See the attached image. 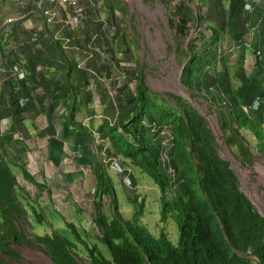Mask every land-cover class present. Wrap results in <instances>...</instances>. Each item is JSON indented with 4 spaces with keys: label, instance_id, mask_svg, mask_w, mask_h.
Returning a JSON list of instances; mask_svg holds the SVG:
<instances>
[{
    "label": "trees",
    "instance_id": "16d2710c",
    "mask_svg": "<svg viewBox=\"0 0 264 264\" xmlns=\"http://www.w3.org/2000/svg\"><path fill=\"white\" fill-rule=\"evenodd\" d=\"M249 1L256 0H190L195 3L194 8L181 2L170 18L179 41L189 35L192 24H197L203 31L197 33V39L193 38L189 50L181 43L178 45L177 52L187 58L182 85L190 90L191 97L201 95L220 111L215 115L217 120L220 115L222 142L228 150L236 149L237 159L246 165L251 164V153L247 152V140L240 130L255 135L254 145L257 146L260 142L257 135L264 136V126L257 119L261 115L252 117L249 106L243 108L238 101L234 107H226L223 111L225 107L209 96L211 84L208 85L209 94H202L205 91L202 82L206 76L209 81L213 79L208 73L218 75L211 71H216L220 57L223 63L224 57L232 51L233 44L229 52L217 57L220 35L223 32L231 44L232 21L244 14V5ZM248 12H245V24L248 23ZM203 29L209 35L206 36ZM57 44L62 53L60 42ZM243 62L245 74V60ZM223 67L226 77L229 75L226 60ZM107 74L113 73L108 69ZM134 78L131 80L128 76L126 83L114 92L116 99L112 101L121 115L114 126L99 128L98 135L103 140L99 150H104L107 158L118 157L124 166L138 168L140 173L153 180L161 195L179 188L178 194L182 196L175 197L172 202L162 201L164 218L169 214H177L180 218L178 245H172L162 234L153 236L138 225L136 222L142 211L137 210L131 222L125 220L115 206L112 217L99 212L94 218V224L100 230V245L107 248L110 258L99 244L84 241L73 223L68 227L75 231L76 243L61 235L52 224L50 234L30 237L24 224L28 221L37 223V227L46 226V214L41 205L29 210L27 206L33 202L32 198L21 188L17 175L0 153V264L21 260L18 248L36 244L43 247L54 264H80V256L75 252L78 248L87 253L90 264H264V217L242 191L230 163L220 156L217 138L207 120L182 97L151 92L144 85L141 73H136ZM129 82L134 83L132 89ZM217 84L214 81L212 85ZM225 90H230V86ZM147 119L155 123V131L170 130L171 148L169 144L164 147L160 143L159 133L153 134L146 126ZM24 176L27 178L28 174L25 172ZM97 180V194L111 195L113 189L101 163L97 164Z\"/></svg>",
    "mask_w": 264,
    "mask_h": 264
},
{
    "label": "crops",
    "instance_id": "0c3cea01",
    "mask_svg": "<svg viewBox=\"0 0 264 264\" xmlns=\"http://www.w3.org/2000/svg\"><path fill=\"white\" fill-rule=\"evenodd\" d=\"M31 3L35 1L0 0V28L4 25L0 35V153L23 188L43 206L44 202L54 209L63 204V209L70 214L69 218L66 214L67 218L73 220L76 209L64 197L75 192L78 201H87L85 216L92 223L100 212L94 198L90 197L94 204L88 199L90 190L98 186L97 164L105 168L114 163L112 159L109 163L104 159L105 152L99 150L103 140L97 136L101 126H114L121 115L112 101L116 97L113 98L114 93L107 87L114 74H107L108 69L115 68L105 53V41L99 39L102 33L98 27L94 31L87 27L90 25L85 19L89 14L77 17L76 21L71 10L57 7L51 22L33 17L29 23L5 25L8 19L27 13ZM247 16L248 23L256 25L263 42L264 0L253 2ZM262 47L264 50V42ZM236 55L235 52L233 56ZM226 57L228 61L235 58ZM250 59V68L248 64L245 74L242 71L244 81L247 71L256 66H261L259 75L263 79L262 53L257 51ZM16 66L26 74L24 80L18 77ZM228 73L232 75L229 67ZM216 92L219 93L218 84L212 85L211 96L216 97ZM242 95L243 89L235 91L234 100L239 102ZM72 118L83 127H76ZM260 118L257 117L259 121ZM4 119L7 124H3ZM110 168L116 173L115 166ZM114 182L121 183L118 179ZM109 207L105 199L102 212L109 213Z\"/></svg>",
    "mask_w": 264,
    "mask_h": 264
},
{
    "label": "rangeland",
    "instance_id": "374dc122",
    "mask_svg": "<svg viewBox=\"0 0 264 264\" xmlns=\"http://www.w3.org/2000/svg\"><path fill=\"white\" fill-rule=\"evenodd\" d=\"M98 1L102 4L101 8L95 9L94 11L91 10V16L87 17L85 20L90 25L87 26L90 31H94L95 27H98V30L102 33V36L99 37V39H101L100 41H105V49L107 48L110 50V56H108L110 61L113 62L112 67L115 68L113 69L114 74L111 84L108 83L110 86H107L110 91L114 93L117 88L123 86L128 76L131 80H135V74L141 73L144 85L151 92L164 96L173 94L187 99L207 120L210 128L216 135L220 156L231 164V168L235 171L240 180L242 191L248 196L257 211L264 217V155H262L264 154V136L257 135V140L260 142L257 143L255 148L262 153L260 154L256 152L253 146V144L256 143L255 135L240 130V133L249 143L247 147L251 152V164H243L236 157L237 150H228L222 142L223 135L218 122V120L220 121V115L218 120L216 118V115H218L220 111H217L216 108L212 106L209 101L203 99L201 95L191 97L188 93L190 90H187V88L182 85L181 76L187 58L184 59V57L177 52V50H179L178 45L181 43V46H185V48L189 50V45L192 44L193 38L197 39V33L203 31H200L197 24H192V26L190 25L191 27H189V35L185 39L179 41L176 37L175 28L170 23V18H173V14H175L181 2H185L186 5L193 8L195 3L190 2V0ZM10 5H12L13 8L15 7L13 3H10ZM31 5L32 8L36 7V4L31 3ZM194 11L197 15V10L195 9ZM204 12L205 7L202 8V13ZM245 17L246 13L239 17L237 16L232 21L231 31L229 30L231 44H229V40L223 32L220 35L221 43L217 47V57L229 52L233 44V49L228 53V57H235L232 58L234 60L228 61L227 57H224L222 63V57H220L215 67L216 71H211L218 75L212 73L208 74L211 76L214 75L213 79L219 82V93L216 92V97L213 94V98L215 97L214 99L218 100L221 106L227 107L228 109L234 107L237 102V100H234V92L240 89H243V95L239 103L243 108L249 106L252 100L257 99L261 104V109L259 112L251 111V116L257 117V115L260 114L261 125L264 126V78L261 79V75H259L261 66L253 67L249 72L247 71L248 77L246 81H244L242 72L244 60L245 67L249 64L250 68L252 63L250 59L251 55L259 51L262 53V57H264V50L262 47L264 40L263 42L260 41L261 35L258 30H255L256 25L244 23ZM117 29L121 31L118 32ZM204 33L206 36L209 35L205 30ZM249 38L251 39L247 41ZM81 39L82 38H80V40ZM207 40L208 42L210 41V39ZM235 52L237 55L233 56ZM74 55L76 56V54ZM225 60L232 72V75L230 74L226 77L223 76L224 73L222 72L224 70L223 64L225 65ZM131 72L133 75H128V73ZM120 73H122V75H120ZM213 83V80L209 81L207 76L204 77L202 87L206 92L204 91L202 94H209V88ZM209 84H211L210 87L208 86ZM227 86H230V90L226 91L225 88ZM133 87L134 83L129 82V88L132 89ZM206 96L208 97L207 94ZM209 96H211V94H209ZM106 99L110 101V99ZM225 108L223 111L227 110V108ZM149 122L152 124L155 123L149 119L146 120V126L151 129L152 124ZM98 138L101 137H97V139ZM249 151L247 150L248 153ZM100 157L101 156H99V159ZM105 169H107L106 175L109 177V180H120L119 175L114 173L109 165H106ZM120 174L124 175L125 181H120V184L114 182L113 186L122 217L133 222L132 220L135 216L136 209L140 211V201L144 198L145 205L142 209V214L138 216L139 221L136 223L144 227L151 234H168L172 245L177 246L179 241L177 219L175 217L172 218L170 214L166 216V218L163 217L160 190L153 180L147 175L140 173L138 168L130 166L121 165ZM94 189L96 190L94 198L96 201L97 188L95 187ZM178 189L179 188L176 190V194L178 193ZM65 196L64 201L66 200L69 205H72L76 209V217L73 220L68 219L70 214L66 213V210L63 209V204L60 205L61 209L57 206L59 211L57 208L53 209L52 206L48 208L49 205L43 202L44 206L42 208L47 217L45 223L47 227L40 226L41 228H39L37 227V223L33 224L27 221L24 224V228L28 235L34 237L36 234H50V226L52 224L61 235L68 238L71 242L76 243V233L73 229L68 227L70 222H74L76 230L80 233L83 231L82 223L86 227L85 230L90 229L87 235L82 232V239L87 238L89 240L93 239L94 241H98L100 236L99 231L96 228L95 232L91 230V224H89L87 217L84 215L85 210L89 207L87 201H78L75 192L68 193ZM89 198L90 195L88 196V199ZM33 206L39 208V205L30 202L29 210H33ZM84 221L87 222L88 225H86ZM100 247L106 257L110 258L107 248L104 246ZM18 252L21 254L22 259L11 261L12 264H54L50 256L40 245L36 244L30 247H20L18 248ZM77 253L80 256V264H90L85 251L82 250L80 252L78 250Z\"/></svg>",
    "mask_w": 264,
    "mask_h": 264
},
{
    "label": "clouds",
    "instance_id": "9594fccd",
    "mask_svg": "<svg viewBox=\"0 0 264 264\" xmlns=\"http://www.w3.org/2000/svg\"><path fill=\"white\" fill-rule=\"evenodd\" d=\"M27 2H29V1H33V0H26ZM35 1V3L34 4H36V0H34ZM95 2H99L98 0H95ZM101 3V2H100ZM102 5V4H101ZM88 6V5H87ZM101 8V7H100ZM32 9V7L30 8V10ZM95 9H98V8H96V7H90V6H88L87 7V9L85 10V13L84 14H89V15H91V10L92 11H94ZM253 9V2L252 1H249V2H247V3H245V5H244V10L245 11H251ZM83 14V15H84ZM82 15V16H83ZM82 16H80V17H82ZM17 18V17H16ZM9 20V19H8ZM7 20V21H8ZM7 23V22H6ZM9 24V23H8ZM1 35V34H0ZM105 53L106 54H108L109 56H110V50H106L105 51ZM109 62V60H107V63ZM22 72V71H21ZM112 72H114V71H112ZM18 73V72H17ZM24 73V72H23ZM24 75H25V78H26V74L24 73ZM120 75H122V73H120ZM18 77H19V75H18ZM121 77V76H120ZM20 78V77H19ZM25 78H20L21 80H24ZM183 98V97H182ZM183 99H185V98H183ZM186 101H188L187 99H185ZM189 102V101H188ZM261 107V105H260V103H259V101L257 100V99H254V100H252L251 101V103L249 104V107H248V109L250 110V111H256L258 108H260ZM197 110V109H196ZM198 111V110H197ZM199 112V111H198ZM71 115H72V111H71ZM75 119V118H74ZM73 121V120H72ZM75 122L76 121H74V124H75ZM8 123V121L6 120V119H4L3 120V124H7ZM151 131L152 132H154V133H156V132H158L159 133V136L162 138V139H164V142H163V146L165 147V145H166V143L167 144H169L170 145V148L172 147V134H171V132H170V130L169 129H167V128H163V129H161V130H159V131H155V128H154V125L152 124V128H151ZM213 131V130H212ZM214 132V131H213ZM215 134V133H214ZM164 137H163V136ZM222 135H223V133H222ZM216 136V135H215ZM98 137V136H97ZM100 137V136H99ZM93 138V137H92ZM93 140H95L94 138H93ZM95 143L96 142H92V144L93 145H95ZM217 144H218V142H217ZM247 144H249L248 142L247 143H245V146L247 147ZM255 144V143H254ZM253 144V146H254V148H255V145ZM101 145V144H100ZM226 147V146H225ZM105 148H107V147H105ZM248 148V147H247ZM218 149H219V146H218ZM249 150V149H248ZM255 150H256V148H255ZM104 151V150H103ZM105 152V151H104ZM250 152V151H249ZM256 152H258V153H260V154H262L260 151H258V150H256ZM251 153V152H250ZM262 155H264V154H262ZM102 157H103V153H102V155H101ZM104 159H107L108 160V163H109V160L110 159H112V160H114V163L112 164V165H110L109 164V167L111 166L112 168H113V166H115V168H116V170H115V172H116V174L117 175H119V178H120V181L121 182H124L125 181V178H124V175H121L120 174V167H121V161H120V159L118 158V157H109V158H107L106 156H105V158ZM226 161V160H225ZM240 161V160H239ZM228 162V161H227ZM101 165H103V164H101ZM231 165V164H230ZM131 167V166H130ZM233 170V169H232ZM103 171H105V174H106V172H107V169H105L104 167H103ZM234 171V170H233ZM235 172V171H234ZM236 174V173H235ZM237 175V174H236ZM108 177V176H107ZM238 177V176H237ZM109 178V177H108ZM25 179H29V176H27V178H25ZM240 181V180H239ZM110 183H111V187H112V192H110V194L111 195H104V196H100V195H98L97 194V200L95 201V204L97 205V204H99L98 205V207L100 208L99 210H100V213H102V214H104L106 217H108V218H110V217H112L113 216V213H114V206L117 208V210L119 211V213H120V209H119V206H118V201H117V197H116V193H115V191H114V186H113V181L112 180H110ZM20 185H21V182H20ZM21 188L22 189H24L25 190V193L29 196V198H32V201L34 202V203H36L37 205H41V206H43L35 197H33V195L29 192V190H27L26 188H23V186L21 185ZM95 187H93L91 190H90V193H89V195H90V197H93V198H95V194H96V190L94 189ZM97 188V190H98V186L96 187ZM179 192V191H178ZM92 194V195H91ZM245 194V193H244ZM94 195V196H93ZM246 195V194H245ZM179 196H182L181 194H176V191L175 190H167L166 191V193L164 194V195H161V193H160V200L161 201H163V199L166 201V202H172L173 201V199L175 198V197H179ZM247 196V195H246ZM248 197V196H247ZM106 199V201H108V204L110 205V207H109V213H106V212H102V207H103V202H104V200ZM35 200V201H34ZM250 200V199H249ZM89 201H92V203L94 204V201L91 199V198H89ZM141 203V206H139V207H143L144 208V205H145V199L144 198H142L141 199V201H140ZM253 204V203H252ZM28 208H29V206H27ZM138 209H136V211H137ZM140 211H142V210H140ZM87 212H86V210H85V213H84V215L86 214ZM99 214V213H98ZM121 214V213H120ZM121 216H122V214H121ZM168 216V215H167ZM86 217V216H85ZM171 217L173 218V217H175L176 219H177V222H179V220H180V218H179V216L177 215V214H175V215H171ZM95 218V217H94ZM94 218L92 219L93 220V222L91 223V221H89V224H91V230L93 231V232H95V228L99 231V233H100V230L97 228V226L94 224ZM126 220V219H125ZM85 222V221H84ZM86 223V225H88L87 224V222H85ZM74 224V223H73ZM39 226H41V225H39ZM177 227H178V231H179V226H178V224H177ZM39 228H41V227H39ZM46 229V228H45ZM86 229V227L82 224V232H84V234H86L87 235V233L90 231V229L89 230H85ZM47 230V229H46ZM82 232H81V236L83 237V235H82ZM161 234L162 235H164V236H166L167 237V239L170 241V239H169V237H168V234H165V233H160V234H152L153 236H161ZM39 235V234H38ZM40 235H44V234H40ZM92 238V237H91ZM84 241H87L89 244H92V243H97V244H99V246H101L100 244V242H99V240L98 241H94L93 239H87V238H85L84 239ZM171 242V241H170ZM81 246V245H80ZM78 250H79V248H78ZM77 250V251H78ZM76 251V252H77Z\"/></svg>",
    "mask_w": 264,
    "mask_h": 264
},
{
    "label": "built area",
    "instance_id": "2783aa9c",
    "mask_svg": "<svg viewBox=\"0 0 264 264\" xmlns=\"http://www.w3.org/2000/svg\"><path fill=\"white\" fill-rule=\"evenodd\" d=\"M124 2H130V0H123ZM100 8L101 3L95 2V0H36V7L29 10L27 13L18 16L17 18H10L5 25L8 23L15 22H27L32 21L33 17L38 19L51 22L56 13L54 9L57 7L68 8L75 15V20L77 21V17L82 16L85 13V10L88 6ZM4 29V25L0 28V34ZM15 71L18 72L20 78H25L23 72L20 71V68L16 66Z\"/></svg>",
    "mask_w": 264,
    "mask_h": 264
}]
</instances>
